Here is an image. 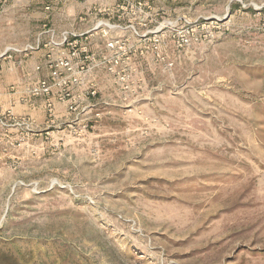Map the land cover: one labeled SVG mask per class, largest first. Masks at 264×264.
<instances>
[{"label": "rangeland", "instance_id": "rangeland-1", "mask_svg": "<svg viewBox=\"0 0 264 264\" xmlns=\"http://www.w3.org/2000/svg\"><path fill=\"white\" fill-rule=\"evenodd\" d=\"M0 264H264V0H0Z\"/></svg>", "mask_w": 264, "mask_h": 264}]
</instances>
